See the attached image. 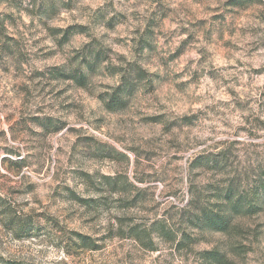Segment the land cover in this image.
Returning a JSON list of instances; mask_svg holds the SVG:
<instances>
[{
	"label": "rangeland",
	"instance_id": "1",
	"mask_svg": "<svg viewBox=\"0 0 264 264\" xmlns=\"http://www.w3.org/2000/svg\"><path fill=\"white\" fill-rule=\"evenodd\" d=\"M0 264H264V0H0Z\"/></svg>",
	"mask_w": 264,
	"mask_h": 264
},
{
	"label": "trees",
	"instance_id": "2",
	"mask_svg": "<svg viewBox=\"0 0 264 264\" xmlns=\"http://www.w3.org/2000/svg\"><path fill=\"white\" fill-rule=\"evenodd\" d=\"M12 162L14 164L20 166V167L24 166L23 160L21 161V160L17 159V160L12 161ZM228 200L233 201V202H229V203H231L230 205H233V206H236L237 203L240 202L239 197L237 196V194H234V192L229 194ZM191 203L192 202H190L188 205H191ZM195 209H196V211L191 212V214L194 217V219H196L195 224L199 228H204L205 226H211L213 228H218L222 225L224 226L229 221L228 218L221 217L220 214L217 212L212 211L209 213L206 210H203L202 208H195ZM16 223H19V225H21L23 227L22 229L26 228V222L25 221H23V222L17 221ZM155 225H156V223H155ZM153 230L158 231V232L162 233L163 235H165L167 233V231L169 232V230H167L166 226H164L163 224H158V226L156 228H153ZM146 235H147L146 233H143L140 230L139 225L131 227V237L141 239V238H144ZM81 241H82L84 246H92L94 249H98V244L96 242L92 241L87 236H83L81 238ZM203 254H204V256H208V254H209V257L211 256L213 258H215L217 256L215 254L208 253V252H204Z\"/></svg>",
	"mask_w": 264,
	"mask_h": 264
}]
</instances>
